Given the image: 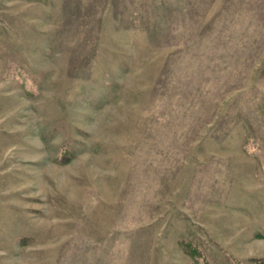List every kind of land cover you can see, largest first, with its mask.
Wrapping results in <instances>:
<instances>
[{"label":"rangeland","instance_id":"obj_1","mask_svg":"<svg viewBox=\"0 0 264 264\" xmlns=\"http://www.w3.org/2000/svg\"><path fill=\"white\" fill-rule=\"evenodd\" d=\"M0 264H264V0H0Z\"/></svg>","mask_w":264,"mask_h":264}]
</instances>
